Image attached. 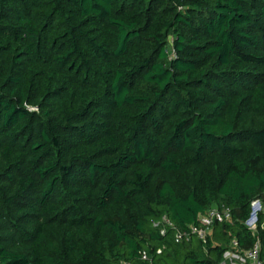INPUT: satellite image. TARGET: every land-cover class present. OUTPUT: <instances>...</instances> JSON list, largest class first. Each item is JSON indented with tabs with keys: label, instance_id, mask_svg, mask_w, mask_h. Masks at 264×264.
<instances>
[{
	"label": "trees",
	"instance_id": "16d2710c",
	"mask_svg": "<svg viewBox=\"0 0 264 264\" xmlns=\"http://www.w3.org/2000/svg\"><path fill=\"white\" fill-rule=\"evenodd\" d=\"M257 198L264 0H0V264H221Z\"/></svg>",
	"mask_w": 264,
	"mask_h": 264
},
{
	"label": "built area",
	"instance_id": "2783aa9c",
	"mask_svg": "<svg viewBox=\"0 0 264 264\" xmlns=\"http://www.w3.org/2000/svg\"><path fill=\"white\" fill-rule=\"evenodd\" d=\"M264 212V204L261 198H257L251 202L250 217L244 224L253 232L254 235L258 232V224L260 214ZM232 220V211L226 205H215L208 209L200 216V223L191 224L187 231H178L176 233V241L190 240L198 238L204 242L207 241L212 234V229L215 223H224ZM165 224L173 226V223L167 218L163 217L161 221L155 222L156 227H162L161 232L166 234ZM264 226V224L262 225ZM252 247L243 248L240 246L236 238L232 239L228 248L223 253L221 264H264V243L259 235ZM161 252V250H159ZM142 260L149 261V256L146 251L142 253Z\"/></svg>",
	"mask_w": 264,
	"mask_h": 264
}]
</instances>
